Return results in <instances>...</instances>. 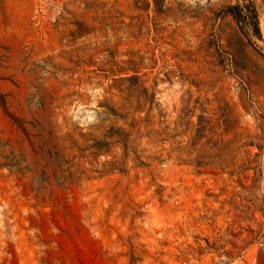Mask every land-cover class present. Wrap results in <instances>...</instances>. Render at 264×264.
Wrapping results in <instances>:
<instances>
[{"label":"rangeland","instance_id":"374dc122","mask_svg":"<svg viewBox=\"0 0 264 264\" xmlns=\"http://www.w3.org/2000/svg\"><path fill=\"white\" fill-rule=\"evenodd\" d=\"M0 264H264V0H0Z\"/></svg>","mask_w":264,"mask_h":264}]
</instances>
